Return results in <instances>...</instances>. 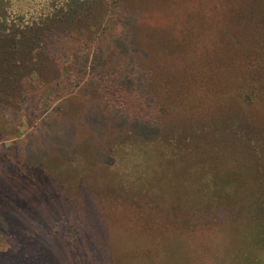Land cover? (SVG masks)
<instances>
[{
	"label": "rangeland",
	"instance_id": "1",
	"mask_svg": "<svg viewBox=\"0 0 264 264\" xmlns=\"http://www.w3.org/2000/svg\"><path fill=\"white\" fill-rule=\"evenodd\" d=\"M246 1L261 3L260 23L238 17ZM66 11L95 21V29L72 33L73 52L82 47L86 57L68 53L56 75L23 76L27 100L0 110V170L17 163L13 174H26L23 192L42 208L47 188L75 199L68 211L77 229L66 227L65 237L84 255L82 264H251L253 213L240 214L247 202L238 190H215L207 181L227 179L229 163L252 193L262 184L253 159L264 152V0H0V33L41 35L51 16ZM122 29L126 44L133 39L125 56L140 59L142 94H151L150 128L130 121L139 98L122 123L111 92L96 85L99 69L110 74L125 57L109 41ZM99 39L108 43L100 57ZM47 137L61 150L50 141L54 154L35 160ZM199 175L206 205L188 202L184 179L194 183ZM56 210L61 220L64 206ZM7 235L0 238V264H74L59 233L32 261Z\"/></svg>",
	"mask_w": 264,
	"mask_h": 264
},
{
	"label": "trees",
	"instance_id": "2",
	"mask_svg": "<svg viewBox=\"0 0 264 264\" xmlns=\"http://www.w3.org/2000/svg\"><path fill=\"white\" fill-rule=\"evenodd\" d=\"M90 3L93 2L90 1ZM96 4L102 6L97 2ZM260 5V2L251 4L246 1L241 11L238 13V17L247 20L256 16V21L260 23L261 20L258 17L260 16L261 7L258 11ZM90 7L91 6L86 8ZM92 11L93 10L90 8L86 14H90ZM87 18L88 17L81 16V13L78 11H66L62 15L51 16V18L47 20L46 27L41 35L36 31H32L33 34L27 32L24 34L0 33V110L2 108H18L27 100L30 90L28 86H24L23 82V76L27 72L34 71L45 77L49 76L51 72L56 75L58 70L56 63L64 59L66 54L78 55L82 53L80 55L86 57V54L80 50L82 47H76V50L73 52L71 45H78V42H74L75 38L72 34L74 30L80 27H83L87 32L95 29V21L93 22L91 18ZM123 34V29L114 35L115 37L109 34L112 37L109 41L113 46H116L115 51L121 56H125V54L129 53L127 47L131 45L133 40L130 37V44H126V37H124ZM105 44L108 43L102 39H99L95 43V49L98 48L95 52L98 53L99 57L101 53H103L104 48L102 46H105ZM81 59L83 61L79 60V65H76V77H79L80 73L84 70L82 66H80V63H84L86 60L84 58ZM64 60L66 61L68 59ZM96 63L97 62H94L95 65ZM139 63V58L125 56L123 59L119 60L118 64L120 66L113 69L110 74L108 73L104 76L100 75L99 72L101 70L99 69V72L94 75H96V85L98 88L104 90L102 86H105L108 89L106 92L110 91L115 103H118L114 113H116V119L119 120V122L130 114L128 111L129 103L136 97L139 98L137 101L138 104H141V108H137L136 111L138 115L132 117L130 121L132 124L150 128L152 127L150 122L152 115L149 116L147 112L151 107V94H142L141 88L143 87L144 74L138 68ZM96 68H98V66ZM45 84L47 83L45 82ZM143 90L147 91L146 89ZM116 119L115 121H117ZM122 123H124V121H122ZM69 134L72 135V139L76 137L72 131ZM152 136H157V133H153L149 137H146L149 139L147 143L151 144L155 141L153 139L150 140ZM53 140L52 137H47L45 140H42V146L39 148L38 153L34 154L35 160L43 159L46 156L54 154L51 147H57L56 145L60 142H53ZM50 141L51 147L48 146ZM60 146L54 149L61 150L59 148ZM253 160L257 172L254 178L256 177L255 180L258 179L259 183H262L261 187L257 185L258 190H254L253 193L251 192L252 189L248 187V179L245 177L239 178L234 175L232 166L229 163L225 167L229 175L227 179L214 175V179L211 178L207 182H211L215 190L232 187L234 191L238 190L237 193H240L243 199L242 201L247 202V205L242 207L243 209L240 211V214L245 212V209L253 213L251 222L253 223L252 227L254 232L252 231L251 237L255 243L254 247L256 251L249 260H251V264H264V177L263 180L260 179L261 173L259 171L260 169L264 173V152L259 155L256 154ZM201 163L204 168L205 163L202 161ZM158 164L154 165L155 169L151 171L152 174H154L153 171H157L156 167H158ZM14 167L17 168V163L14 165L13 161H11L10 165L8 163L5 169L2 168L0 170V238L8 233L10 237L14 239L15 251L22 255V257H31L28 260L32 261L43 252L44 248L49 249L52 244L57 242L53 240L56 233H59L63 237L66 235L68 237L69 233L66 232V227L73 229V227H75L74 225L78 224L72 217L75 212L69 213L68 211H72V208L75 207L74 204L77 202L75 199H70L62 195V192H60L61 189L47 188L48 191L43 195V198L47 199L48 202L44 205V208H42L43 206H41V204H38L40 205L38 206L36 202H34L35 196H33L34 194H32V192L27 194L23 192L26 190V187L23 185L22 180L29 183L26 174H24L23 177H19L18 175V177H15L12 172L15 169ZM215 168L216 166L213 167L214 173L216 172ZM220 169L222 170L223 167L220 166ZM223 172L226 174V171ZM199 176L196 177L194 183H192L194 180L191 182L190 179H184L190 186L189 192L192 196V199L188 202L206 205L209 204L208 197L210 196L209 194H203V189L207 185L205 181H201V175ZM43 187L45 188V185H43L42 188ZM61 204L64 206L65 212L62 214L61 220H58L56 209L61 208ZM5 239L9 240L7 238ZM65 241L67 245L61 244L63 250L70 253L69 256L74 264H82L84 255L78 256L80 250L76 249L75 244H69L68 238H66ZM41 260V258H36L34 262L43 264ZM45 264L50 263L47 261Z\"/></svg>",
	"mask_w": 264,
	"mask_h": 264
}]
</instances>
